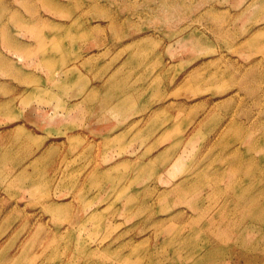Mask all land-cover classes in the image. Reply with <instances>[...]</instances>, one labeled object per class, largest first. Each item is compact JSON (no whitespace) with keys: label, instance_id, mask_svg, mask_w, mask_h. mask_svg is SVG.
<instances>
[{"label":"rangeland","instance_id":"obj_1","mask_svg":"<svg viewBox=\"0 0 264 264\" xmlns=\"http://www.w3.org/2000/svg\"><path fill=\"white\" fill-rule=\"evenodd\" d=\"M0 264H264V0H0Z\"/></svg>","mask_w":264,"mask_h":264},{"label":"crops","instance_id":"obj_2","mask_svg":"<svg viewBox=\"0 0 264 264\" xmlns=\"http://www.w3.org/2000/svg\"><path fill=\"white\" fill-rule=\"evenodd\" d=\"M120 90H121V89H120ZM120 90L118 91V88H117L116 90H115V89L111 90V92L108 94V95H109V97H108V98H109V101H108V98L106 99V97H105L104 101L106 100V102H108V103L111 104V100L114 99V98L117 99L118 101H119L120 98L122 99L123 91L121 92V96H120ZM113 94H114L116 97H115ZM116 94H117V95H116ZM118 94H119V96H118ZM121 99H120V100H121ZM111 106H115L114 109H118V110H119L120 107H121V109H123V107H122V106H123V105H122V102H121V103H112ZM112 109H113V108H112ZM121 109H120V110H121Z\"/></svg>","mask_w":264,"mask_h":264},{"label":"bare ground","instance_id":"obj_3","mask_svg":"<svg viewBox=\"0 0 264 264\" xmlns=\"http://www.w3.org/2000/svg\"><path fill=\"white\" fill-rule=\"evenodd\" d=\"M114 95V94H113ZM117 95V94H116ZM115 96V95H114ZM118 96H119V94H118ZM116 97V96H115ZM107 99V98H106ZM126 99L128 100V98L126 97V95L123 93V96H122V107L124 108L126 105H127V102H129V100L128 101H126ZM103 101H104V99H103ZM117 103V102H116Z\"/></svg>","mask_w":264,"mask_h":264}]
</instances>
